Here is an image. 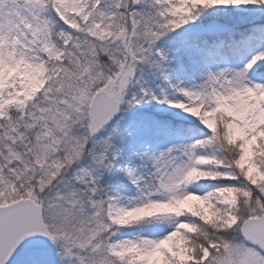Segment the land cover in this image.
Segmentation results:
<instances>
[{"label":"snow or ice","instance_id":"6c2138e0","mask_svg":"<svg viewBox=\"0 0 264 264\" xmlns=\"http://www.w3.org/2000/svg\"><path fill=\"white\" fill-rule=\"evenodd\" d=\"M0 264H264V0H0Z\"/></svg>","mask_w":264,"mask_h":264}]
</instances>
